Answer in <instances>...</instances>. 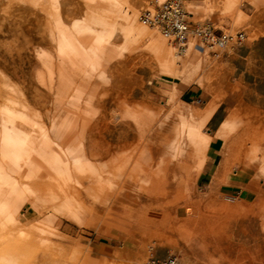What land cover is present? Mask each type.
<instances>
[{
  "label": "rangeland",
  "instance_id": "374dc122",
  "mask_svg": "<svg viewBox=\"0 0 264 264\" xmlns=\"http://www.w3.org/2000/svg\"><path fill=\"white\" fill-rule=\"evenodd\" d=\"M56 2L0 0V27L8 20L18 24L25 7L43 13L44 6L53 9ZM153 2L156 0H72L70 4L71 17L79 26L71 25L91 31L87 71L93 78L92 88L98 83L97 97L105 98L113 90L121 101L120 106L111 104L108 108V126L103 131L107 139L120 138L122 127L127 126L121 108L130 106L136 118L150 117L153 145L158 146L161 138L164 141L201 132L215 138V151L192 155L177 179L161 189V198L145 191L148 182L143 179L134 187L113 185L116 176L121 177L120 152L119 162L108 169L113 175L109 178L106 174L103 179L105 191L97 197L53 212L49 200L43 197L45 202L34 209L32 197H38L36 192L22 189L14 207L23 216L32 214L25 228L44 219L39 232L52 241L50 250L56 251L58 264H143L151 245L158 255L175 253L179 264H264L257 259L262 256L264 238L253 240L260 228L258 224L251 226L252 218L219 227L231 214L251 212L257 194L245 187L254 174L236 175L237 164L235 173L229 174L227 151L223 156L219 151H224L233 122L240 123L253 110L264 114V0H186L195 19L211 21L224 30L241 31L245 37L217 55L191 48L179 58L173 56L165 37L137 19L138 12ZM31 18L29 14L26 17ZM39 32V26H34L17 39L13 32L9 38L0 36V52L13 53L18 62H9L7 71L16 82L8 85L17 98L16 110L21 108L19 99L25 100L20 91L26 92L35 108L45 103L34 96L40 89L57 95V76L52 83L40 59L42 50H35L26 39H38ZM23 72L29 75L24 78ZM96 100L91 101L93 105L99 104ZM28 112L31 115L25 117L45 126L38 127L39 132L51 126L52 119L43 121L39 110L30 108ZM101 115L98 111L97 117ZM39 132L34 137L16 138L24 142L21 148L25 150L33 139L41 144L43 136ZM130 132L138 131L133 128ZM12 157L23 160L24 154L13 155L11 149L0 152V264H25L24 235H8L11 187L7 180ZM50 215L57 217L46 220ZM154 222L161 224L154 226ZM15 243L18 256L8 258V249Z\"/></svg>",
  "mask_w": 264,
  "mask_h": 264
},
{
  "label": "bare ground",
  "instance_id": "6f19581e",
  "mask_svg": "<svg viewBox=\"0 0 264 264\" xmlns=\"http://www.w3.org/2000/svg\"><path fill=\"white\" fill-rule=\"evenodd\" d=\"M64 1L58 0L53 9L51 6H44L43 13L36 8L28 10L25 7L20 14L22 20L18 24L8 20L0 27V36L9 38L13 32L12 35L17 39L22 34L24 36L26 31L31 32L34 26H39V35L41 34L39 38L26 39L32 42L35 50L37 48L42 50L40 59L43 65H46L44 66L46 74L49 75L52 83L57 76L56 96L49 90L43 92L40 89L34 96L36 99L43 98L45 103L35 108L31 107L26 92L20 91L21 97L25 100L19 99L21 108L16 110L14 104L17 98L13 96L14 91L8 88V85H15L16 82L7 71L9 62L17 64L18 62L13 53L10 55L7 51L0 52V152L4 154L7 149H11L13 155L24 154L23 160L12 157L13 167L9 165L11 171L7 185L11 187L9 192L11 222L8 235L10 238L24 235L25 264H58V261L56 251L50 250L52 241L39 232L44 219L25 228V225L31 221L32 214L23 216L19 209L14 207L22 189L36 192L38 197H32L34 209L45 202L41 199L43 197L49 200L50 210L61 212L63 206L81 204L87 199L97 197V193L105 191L103 179L106 174L107 176L110 174L108 169L119 162L121 152V177L117 175L113 185L121 183V188L126 185L134 187L143 179L148 182L147 186H144L145 191L161 198L164 196L161 189L177 179V176L185 170L186 161L192 155L201 156L212 150L215 144L214 137L196 132L164 141L161 138L160 144L155 146L150 142V138L154 137L149 128L150 117L136 118L130 106L125 107L124 110H122L124 107L121 108L122 120L127 122V126L121 129V137L107 139L103 130L108 126V108L111 104L120 106L121 101L113 95V90L107 92L105 98L104 96L101 98L100 95L97 97L98 83L92 88L93 78L87 71L90 55L87 48L91 45V31L86 27L83 28L84 26H81L83 29L73 27L79 24L71 17L72 0ZM163 1L165 0H156L159 3ZM143 9L137 15L140 23L142 22L139 20V14ZM28 14L30 18L32 17L29 20L26 19ZM171 52L174 57H180L174 50ZM22 60L21 55L19 62L21 63ZM26 75L29 73H22L24 78ZM95 99L99 104H92L91 101ZM30 108L33 111L39 110L43 121L52 119L51 126L46 127L47 130L43 129L42 133L39 132L37 129L42 125L38 120H29L25 117L31 115L28 112ZM98 111H101L102 115L97 117ZM132 115H135V118H131ZM133 128L138 132L132 134L130 130ZM38 132L43 136L41 144H38L39 140L33 139L31 145H25V150L21 148L24 142L21 143L20 140L24 135L33 134L34 137ZM229 133L227 142L224 143V151H219V154L223 156V152L227 151L225 158L229 162V174L235 173V164L238 168L236 175L254 174V179L245 187L257 194L253 197L251 212L231 214L228 220L224 218L219 227H226L232 223L242 224V219L252 218V221H249L251 226L258 224L260 228L253 240L261 236L264 238V183L261 184V180L264 181V114L253 110L246 114L240 123L233 122ZM18 137L21 138L19 141L16 139ZM111 175L113 174H110L109 178ZM56 217L50 215L46 220L52 221ZM160 224L152 223L154 226ZM18 249L17 243L12 244L8 249L7 257L15 259L18 256ZM261 249L262 256L257 259L259 262H264V245Z\"/></svg>",
  "mask_w": 264,
  "mask_h": 264
},
{
  "label": "built area",
  "instance_id": "2783aa9c",
  "mask_svg": "<svg viewBox=\"0 0 264 264\" xmlns=\"http://www.w3.org/2000/svg\"><path fill=\"white\" fill-rule=\"evenodd\" d=\"M139 20L158 30L180 57L191 48L217 55L235 47L245 37L241 31L224 30L217 28L211 21L195 19L186 6V0L154 2L140 12ZM143 264H179V258L171 252L158 255L151 245Z\"/></svg>",
  "mask_w": 264,
  "mask_h": 264
},
{
  "label": "crops",
  "instance_id": "0c3cea01",
  "mask_svg": "<svg viewBox=\"0 0 264 264\" xmlns=\"http://www.w3.org/2000/svg\"><path fill=\"white\" fill-rule=\"evenodd\" d=\"M213 150H214V149H213ZM213 150H212V151H213ZM214 151H215V150H214ZM214 151H213V152H214Z\"/></svg>",
  "mask_w": 264,
  "mask_h": 264
}]
</instances>
